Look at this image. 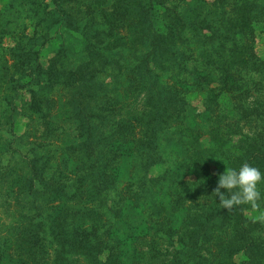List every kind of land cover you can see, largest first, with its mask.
<instances>
[{
	"label": "trees",
	"instance_id": "obj_1",
	"mask_svg": "<svg viewBox=\"0 0 264 264\" xmlns=\"http://www.w3.org/2000/svg\"><path fill=\"white\" fill-rule=\"evenodd\" d=\"M174 2L128 0L106 25L80 30L77 49L63 46L58 74L54 66L43 68L38 62L21 69L31 90L62 85L75 131L72 141L52 153L33 152L23 158L19 189H26L20 199L26 203L32 198L36 214L18 220L13 228L21 234L17 247L28 264H264L260 212L248 205L227 212L212 194L218 174L226 168L239 170L248 163L264 174V109L252 110L257 118L250 135L233 144L220 135L218 121L220 100L239 90L242 70H262L239 55L238 43L249 23L242 13L246 3L192 0L185 15L171 6ZM101 73L117 82L122 77L123 99L108 97L112 92L108 83L98 80ZM188 91L201 95L202 109L194 117L215 110L217 123L211 122L208 129L190 125L194 118ZM235 104L242 109L234 108L230 118L248 116L247 106ZM12 109V117L21 114L15 105ZM167 136L182 147L176 166L193 182L187 187L180 178L171 185L168 170L163 172L157 182L163 185L159 196L170 195L164 207L168 215L148 218L152 233L139 235L133 233L136 221L131 224L125 217L128 209L142 203L136 199L141 195L127 184L114 199L117 175L127 149L148 172L160 161L161 142ZM53 158L57 170L48 165ZM258 188L264 211V181ZM183 209L185 229L177 237L169 217Z\"/></svg>",
	"mask_w": 264,
	"mask_h": 264
},
{
	"label": "rangeland",
	"instance_id": "obj_2",
	"mask_svg": "<svg viewBox=\"0 0 264 264\" xmlns=\"http://www.w3.org/2000/svg\"><path fill=\"white\" fill-rule=\"evenodd\" d=\"M127 1L0 0V264H28L23 256L24 253L19 250L20 247H17L18 236L21 234L13 228L18 220L24 218L31 220L36 214L32 198L26 203L20 199L19 193L26 189H19L23 158L31 157L33 152L52 153L56 146L72 141L75 135L69 123L72 107L67 103L62 85L56 83L51 89L44 87L39 91L31 90V85L26 80L28 78L23 75L21 69L28 64L38 62L43 68L54 66L58 74L63 61V46H73L72 48L77 49L81 39L80 30L95 29L100 24L106 25L105 21L115 11L119 12ZM205 1L195 0L200 4ZM230 1L235 3L237 1L239 5L246 3L242 13L246 16L245 20H249V23L244 24L246 32L238 43L239 55L242 56L240 58L244 62L252 60L253 62L248 64L253 66L258 64L262 69L255 73L243 69L236 84L239 90L237 89L231 97L226 95L220 100L218 121L222 120L220 126L223 127L220 129V135L224 141L233 144L236 140L245 139L244 135H250L248 131L255 125L257 118L252 110L264 109V11L261 9L264 0ZM191 3L192 0H175L171 6H176L177 12L187 15L188 10L192 8ZM213 23L217 24V22ZM198 62L197 60L192 63ZM110 77L111 75L108 74H98V80L104 85L109 84L112 93L108 91V97L113 95L119 101L123 99L120 95L122 77L118 82L111 80ZM208 79L212 87L213 76L210 75ZM42 83L44 84L43 81ZM94 91L100 92V88L94 86ZM240 91L243 92L242 96L237 97ZM104 92L102 90L100 94ZM235 95L237 98H234ZM16 96L21 98V102ZM187 96L192 107V109L188 108L190 116L194 118L192 123L189 121L190 125L198 123L196 125L199 127L204 126L203 129H208L207 126L211 122L217 123L215 110L211 113L206 111L203 118L201 115L194 117L202 109L201 95L188 91ZM236 102L251 110L244 109V112L248 111V114L245 112L248 116L239 117L235 114L234 118H230L234 108L242 109L235 104ZM13 105L18 107L21 114L15 112L17 115L12 117ZM225 112L227 116L224 117ZM167 137L161 142L163 152L160 161H157L148 172H144L138 166V159L133 154H129L130 151L127 149L124 153L123 170L117 175L119 182L112 193L114 199L121 195L120 189H124L127 184L141 195L136 196V199L142 203L136 208L128 209L126 212L128 216L125 217V220H133L131 224L136 221L137 226L134 227L133 233L139 235L147 236L151 232L146 223L148 218L155 219L157 215H168L169 208L164 207L168 205L170 195L164 192L159 196L160 187L163 185L157 182L163 172L168 170L167 182L171 185L180 178L187 187L193 182L191 175L187 173L185 175L181 167L176 166L179 162L176 154L184 153L182 147L173 141L171 136ZM236 144L239 142L237 141ZM54 162L53 158L48 165L57 170ZM23 195L25 196L24 193ZM145 201L146 205H144ZM185 215L184 209L170 214L172 230L178 231L177 237L185 229L183 221ZM112 233L116 234L117 230Z\"/></svg>",
	"mask_w": 264,
	"mask_h": 264
},
{
	"label": "clouds",
	"instance_id": "obj_3",
	"mask_svg": "<svg viewBox=\"0 0 264 264\" xmlns=\"http://www.w3.org/2000/svg\"><path fill=\"white\" fill-rule=\"evenodd\" d=\"M264 181V174L254 166L244 163L239 170L227 169L218 174L217 187L213 195L219 197L222 209L232 212L235 208L248 205L260 212V222H264V211H261V192L258 185ZM222 189L224 191H222Z\"/></svg>",
	"mask_w": 264,
	"mask_h": 264
}]
</instances>
